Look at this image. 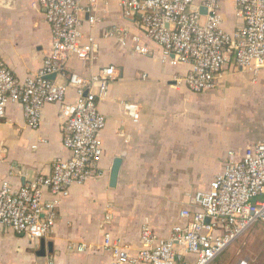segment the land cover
<instances>
[{
  "label": "built area",
  "instance_id": "1",
  "mask_svg": "<svg viewBox=\"0 0 264 264\" xmlns=\"http://www.w3.org/2000/svg\"><path fill=\"white\" fill-rule=\"evenodd\" d=\"M228 1L242 21L233 32L224 28L222 0H37L34 6L44 10L51 27V51L42 66L23 80L0 55V119L8 106L20 105L28 125L38 129L44 107L60 105L69 156L54 162L51 175L20 188L9 181L2 183L0 226L32 241L48 239L72 188L101 176L97 170L104 154L101 134L107 119L98 105L122 73L108 66L91 76L72 72L65 85L48 79L63 75L72 59L83 64L96 60L100 42L93 33L84 32L86 24L94 29L104 23L105 9L117 3L139 32L114 25L104 30L103 38L143 57L151 54L153 43L163 63L190 65L183 82L191 92L204 94L215 90L229 62L254 81L264 76V0ZM13 6L14 0H0V9ZM202 8L206 14L200 12ZM82 14H87L85 21ZM123 109L134 122L139 121L137 104L126 102ZM228 157L208 189L198 191L192 206L180 212V223L167 238L144 226L140 248L133 252L121 238L107 233L103 246L111 260L105 264H212L253 225L264 223V140L249 144L240 155L231 151ZM84 250V246L77 248Z\"/></svg>",
  "mask_w": 264,
  "mask_h": 264
},
{
  "label": "crops",
  "instance_id": "2",
  "mask_svg": "<svg viewBox=\"0 0 264 264\" xmlns=\"http://www.w3.org/2000/svg\"><path fill=\"white\" fill-rule=\"evenodd\" d=\"M36 1L14 0L12 9H0V55L22 80L42 66L52 47L51 27L44 10L34 6ZM222 3L224 28L233 32L242 26V21L228 0ZM81 18L85 21L87 14ZM103 21L94 29L87 24L84 27L86 34L93 33L100 42L96 60L83 64L72 59L63 75L54 79L65 85L72 72L91 76L108 66L122 73V79L110 87L107 99L98 105L107 119L101 134L104 154L97 170L101 176L72 188L71 196L58 209L53 234L45 239V256L41 254V240L32 241L0 226V264H105L111 260L103 246L107 233L121 238L133 252L140 248L144 226L167 238L180 223V212L190 208L195 194L207 190L217 175L212 179V155L214 169L219 168L218 159L224 168L229 152L234 150L240 155L246 146L260 139L248 133L212 136L211 124L204 119L205 108L196 104L208 98V93L195 94L183 82L191 66L163 63L160 49L153 43L151 54L143 57L104 39V30L114 25L139 32L138 25L124 17L117 3L105 9ZM233 68L229 62L217 86ZM74 98L71 90L69 99ZM126 102L139 106L137 123L124 112ZM61 114L60 105L45 106L39 128L32 129L20 105L8 106L6 116L0 119V188L4 181L17 189L40 176H49L54 162L69 156L64 148ZM118 158L123 161L122 168L116 188H111V169ZM197 185L205 187L196 190ZM168 186L178 188L169 192L160 188ZM125 194L185 197L186 207L179 212L176 223L162 227L141 215L142 207L124 204ZM48 244H52V253ZM79 246L85 250L78 252Z\"/></svg>",
  "mask_w": 264,
  "mask_h": 264
},
{
  "label": "rangeland",
  "instance_id": "3",
  "mask_svg": "<svg viewBox=\"0 0 264 264\" xmlns=\"http://www.w3.org/2000/svg\"><path fill=\"white\" fill-rule=\"evenodd\" d=\"M233 69L226 75L227 78L223 77V81L215 90L207 94L208 98L196 104L205 108L203 115L204 119L211 124L212 136L224 132L233 136L248 133L258 136L260 138L258 141H261L264 139V76L254 81L249 74H242L239 70ZM218 121H220L219 124ZM211 145H214L213 139ZM215 165L216 161L212 155V179L221 171L224 164L218 159L217 170L214 169ZM204 187L197 185L195 189ZM155 188L158 189V187ZM160 188L169 192L178 187ZM184 198L125 194L122 202L134 203L142 207V210L138 211L141 215H147L150 222L164 227L166 223H176L179 212L186 207ZM241 263L264 264V223L259 222L253 225L212 264Z\"/></svg>",
  "mask_w": 264,
  "mask_h": 264
},
{
  "label": "water",
  "instance_id": "4",
  "mask_svg": "<svg viewBox=\"0 0 264 264\" xmlns=\"http://www.w3.org/2000/svg\"><path fill=\"white\" fill-rule=\"evenodd\" d=\"M200 12L202 14H206V10L205 9H201ZM56 75H52L50 77H48L49 80L54 81ZM122 159L118 158L114 161L112 169H111V175H110V187L111 188H116L117 183H118V179H119V175H120V171L122 168ZM45 246H47L45 240H41V250H42V255L45 256L46 252H45ZM48 247L50 249V253H52V244H48Z\"/></svg>",
  "mask_w": 264,
  "mask_h": 264
}]
</instances>
